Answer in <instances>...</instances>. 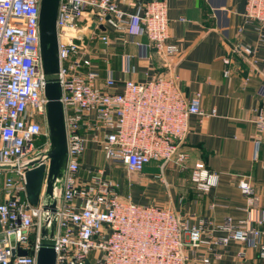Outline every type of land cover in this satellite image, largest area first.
<instances>
[{"label":"built area","instance_id":"2783aa9c","mask_svg":"<svg viewBox=\"0 0 264 264\" xmlns=\"http://www.w3.org/2000/svg\"><path fill=\"white\" fill-rule=\"evenodd\" d=\"M41 2L0 0V166L17 167L0 171L5 192V201L0 203V264H37L42 228L52 226L42 206L32 205L27 198L26 170L20 168L50 147ZM113 16L121 23L137 22L161 58L179 53L171 40L166 0H147L141 16L121 11L116 0H60L59 79L69 158L58 191L51 238L55 264H190L192 260L194 264H213L221 258L218 248L232 242L253 243L264 260L259 197L245 178L239 189L248 202V218L239 222L227 218L221 227L225 235L212 237L204 219L192 225L171 208L137 204L130 196L122 197L120 184L109 179L103 168L91 172L89 179L79 177L83 157L92 144L106 162L121 165L129 173H142L152 162L162 169L174 164L183 171L189 160L182 147L188 138L190 118L217 116L216 110L201 108L200 93L191 99L185 97L171 64H166V75L145 82L125 81L121 92L114 90V78H106L101 87L100 72L87 56L83 31ZM243 16L262 32L264 0H246ZM99 38L109 43L107 36ZM254 52L252 46L241 43L231 48L233 55L245 60ZM224 63L229 66L231 57ZM224 74L229 76L230 70ZM254 122L262 132L264 107ZM191 181L203 194L218 186L220 176L199 161L191 170ZM20 251L27 255H19Z\"/></svg>","mask_w":264,"mask_h":264},{"label":"crops","instance_id":"0c3cea01","mask_svg":"<svg viewBox=\"0 0 264 264\" xmlns=\"http://www.w3.org/2000/svg\"><path fill=\"white\" fill-rule=\"evenodd\" d=\"M116 1L121 11L141 16L147 0ZM166 1L171 40L179 48L176 56L161 58L137 22L121 23L114 16L94 30L92 24L83 31L87 56L100 72L99 85L103 87L106 78H114L117 92L123 90L127 80L145 82L168 74L166 64H171L185 97L191 99L200 93L201 108L217 111L215 117L190 118L188 138L182 147L189 154L185 170L174 164L162 169L152 162L142 173L128 175L146 187L147 198L140 201L130 193L120 194L130 196L137 204L171 208L192 225L204 219L208 236L222 237L225 233L221 227L227 218L239 222L249 216L247 199L239 189L243 178L258 195V211L264 219V130L260 132L254 122L258 110L264 107V30L260 32L245 21L246 0ZM100 36H107L109 43H103ZM237 43L252 46L254 54L247 60L233 55L231 48ZM228 57L229 66L224 63ZM226 69L229 76L224 74ZM199 161L220 176L218 186L203 194L191 181V170ZM113 166L126 173L123 166L106 162L92 144L83 157L79 177L89 179L91 172L103 168L106 176L117 182ZM2 201L5 198L0 193ZM217 252L221 258L213 264H264L253 243L232 242Z\"/></svg>","mask_w":264,"mask_h":264},{"label":"water","instance_id":"95a60500","mask_svg":"<svg viewBox=\"0 0 264 264\" xmlns=\"http://www.w3.org/2000/svg\"><path fill=\"white\" fill-rule=\"evenodd\" d=\"M60 0H42L40 11V38L43 72L45 76V96L47 127L50 147L37 155L33 160L20 166L26 170L24 179L26 195L34 206L41 205L47 223L51 228L43 227L41 244L37 255V264H55L56 253L52 241L55 213L58 209L59 189L68 164V140L64 105L62 103L63 88L59 79L57 17ZM96 27L93 24L92 30ZM104 30V26L99 27ZM87 41V39L85 40ZM16 166H0V171L15 170ZM12 245L15 236L11 237ZM19 255L26 256V251Z\"/></svg>","mask_w":264,"mask_h":264},{"label":"rangeland","instance_id":"374dc122","mask_svg":"<svg viewBox=\"0 0 264 264\" xmlns=\"http://www.w3.org/2000/svg\"><path fill=\"white\" fill-rule=\"evenodd\" d=\"M37 145H40V143H38ZM126 173H123L122 170L118 168H115V170L113 171L115 180L120 184V191H124L125 193H130L135 200L141 201L142 199L147 198L146 187L143 184L137 182L136 179H134V177L128 176L129 174L136 175L139 173H129L127 172V170H126ZM0 193H2L3 195L5 194L3 176L2 177L0 176ZM4 198H5V195H4Z\"/></svg>","mask_w":264,"mask_h":264}]
</instances>
